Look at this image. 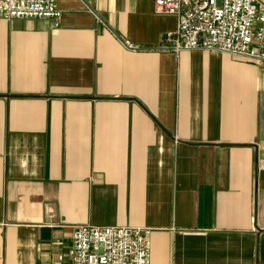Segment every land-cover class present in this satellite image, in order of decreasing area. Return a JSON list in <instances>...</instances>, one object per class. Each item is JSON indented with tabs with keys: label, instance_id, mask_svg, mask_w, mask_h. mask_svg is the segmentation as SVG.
<instances>
[{
	"label": "crops",
	"instance_id": "0c3cea01",
	"mask_svg": "<svg viewBox=\"0 0 264 264\" xmlns=\"http://www.w3.org/2000/svg\"><path fill=\"white\" fill-rule=\"evenodd\" d=\"M57 4L0 20V264H71L76 226L150 230L151 264H264L263 67L168 51L155 0Z\"/></svg>",
	"mask_w": 264,
	"mask_h": 264
},
{
	"label": "built area",
	"instance_id": "2783aa9c",
	"mask_svg": "<svg viewBox=\"0 0 264 264\" xmlns=\"http://www.w3.org/2000/svg\"><path fill=\"white\" fill-rule=\"evenodd\" d=\"M155 14L175 16L167 50L209 51L242 57L264 69V7L258 0H155ZM57 0H0V20H53ZM130 51L138 47L128 43ZM151 231L130 227H74L71 264H151Z\"/></svg>",
	"mask_w": 264,
	"mask_h": 264
}]
</instances>
